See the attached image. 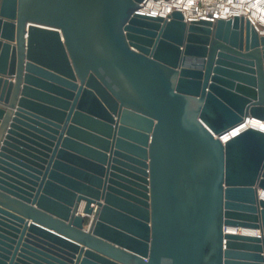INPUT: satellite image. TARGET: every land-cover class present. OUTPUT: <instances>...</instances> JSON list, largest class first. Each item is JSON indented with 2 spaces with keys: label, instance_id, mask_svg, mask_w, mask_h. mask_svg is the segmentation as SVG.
I'll use <instances>...</instances> for the list:
<instances>
[{
  "label": "water",
  "instance_id": "water-1",
  "mask_svg": "<svg viewBox=\"0 0 264 264\" xmlns=\"http://www.w3.org/2000/svg\"><path fill=\"white\" fill-rule=\"evenodd\" d=\"M145 1L0 0V264H264V36Z\"/></svg>",
  "mask_w": 264,
  "mask_h": 264
},
{
  "label": "built area",
  "instance_id": "built-area-1",
  "mask_svg": "<svg viewBox=\"0 0 264 264\" xmlns=\"http://www.w3.org/2000/svg\"><path fill=\"white\" fill-rule=\"evenodd\" d=\"M149 6L151 10H156L155 14L145 13L144 10ZM141 7L136 11L137 14L164 19L180 11L184 22L188 24L203 20L215 23V18L232 20L240 17L248 20L256 32L264 36V0H146Z\"/></svg>",
  "mask_w": 264,
  "mask_h": 264
},
{
  "label": "bare ground",
  "instance_id": "bare-ground-1",
  "mask_svg": "<svg viewBox=\"0 0 264 264\" xmlns=\"http://www.w3.org/2000/svg\"><path fill=\"white\" fill-rule=\"evenodd\" d=\"M151 6V5H150ZM147 7L144 11L146 14H155L156 10H151V8ZM258 129L264 132V121L258 118H253L250 117L248 119L247 122H245L244 124H242L241 126L237 127L235 129V131H233L232 133H228L227 135H225L222 139L223 142L228 141L229 139H231L232 137H234L236 134L238 133H242L248 129Z\"/></svg>",
  "mask_w": 264,
  "mask_h": 264
},
{
  "label": "crops",
  "instance_id": "crops-1",
  "mask_svg": "<svg viewBox=\"0 0 264 264\" xmlns=\"http://www.w3.org/2000/svg\"><path fill=\"white\" fill-rule=\"evenodd\" d=\"M84 205H85V202H82V203H81V208H83Z\"/></svg>",
  "mask_w": 264,
  "mask_h": 264
}]
</instances>
